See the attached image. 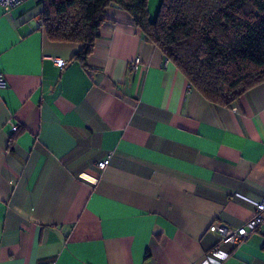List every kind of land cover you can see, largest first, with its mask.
I'll return each instance as SVG.
<instances>
[{"label":"crops","instance_id":"crops-1","mask_svg":"<svg viewBox=\"0 0 264 264\" xmlns=\"http://www.w3.org/2000/svg\"><path fill=\"white\" fill-rule=\"evenodd\" d=\"M41 15L0 6V264L200 263L209 225H242L264 197V82L215 105L125 11L108 9L84 65ZM220 249L264 264V222Z\"/></svg>","mask_w":264,"mask_h":264},{"label":"trees","instance_id":"trees-1","mask_svg":"<svg viewBox=\"0 0 264 264\" xmlns=\"http://www.w3.org/2000/svg\"><path fill=\"white\" fill-rule=\"evenodd\" d=\"M41 1L46 37L80 44L82 65L117 7L211 103L230 106L264 82V0H160L154 20L148 0Z\"/></svg>","mask_w":264,"mask_h":264},{"label":"built area","instance_id":"built-area-1","mask_svg":"<svg viewBox=\"0 0 264 264\" xmlns=\"http://www.w3.org/2000/svg\"><path fill=\"white\" fill-rule=\"evenodd\" d=\"M25 0H0V6L5 12H8L24 2ZM42 17L38 20V25L42 27ZM169 61L165 58V64ZM56 65L63 66L65 61L62 59L55 60ZM139 64V58H134L129 64L130 70H135ZM6 86V80L2 73H0V88ZM16 129V126H14ZM109 163V156L97 163L98 167L104 168ZM254 206L253 216L245 221L240 226H228L224 223L213 221L201 239V248L204 253L202 261L198 264H222V261L228 256L227 252L220 249V245L224 243H231L237 245L243 242L262 222H264V197L258 200L252 201ZM211 237L210 242L203 243V240L209 236Z\"/></svg>","mask_w":264,"mask_h":264}]
</instances>
